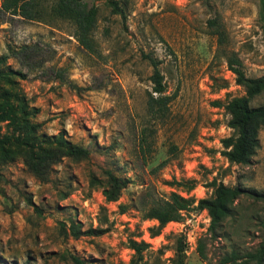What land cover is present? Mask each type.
Masks as SVG:
<instances>
[{
  "label": "rangeland",
  "instance_id": "374dc122",
  "mask_svg": "<svg viewBox=\"0 0 264 264\" xmlns=\"http://www.w3.org/2000/svg\"><path fill=\"white\" fill-rule=\"evenodd\" d=\"M36 1L42 14L29 20L3 12L0 0V57L34 49L7 60L25 78L0 84L1 98L9 97L0 115L17 110L22 99L26 118L39 125L34 137L61 133L90 155L62 158L42 182L24 164L25 147L0 143V264H73L71 256L85 264H171L179 238L186 264H216L231 251L242 256L264 244V126L247 166L229 163L221 143L233 134L225 105L246 93L229 60L237 59L249 78L264 76L258 1L83 0L97 10L92 51L77 42L70 21L51 14L57 0ZM146 56L159 62L163 76L162 118L147 109ZM263 103L264 92L250 105ZM12 133L32 137L0 119V139ZM107 170L129 180L115 202L102 193ZM213 181L247 192L215 240L206 211L183 213L181 222L164 227L143 217L141 203L171 193L196 206L211 196ZM71 221L101 234L67 236L62 227ZM200 238L205 260L196 252ZM133 243L144 245L141 259Z\"/></svg>",
  "mask_w": 264,
  "mask_h": 264
},
{
  "label": "trees",
  "instance_id": "16d2710c",
  "mask_svg": "<svg viewBox=\"0 0 264 264\" xmlns=\"http://www.w3.org/2000/svg\"><path fill=\"white\" fill-rule=\"evenodd\" d=\"M260 6L261 28L264 33V0H257ZM118 7L114 9L118 11ZM1 10L12 15L21 16L29 20H37L42 14L39 4L36 0H2ZM51 14L59 19L70 21L74 27V36L77 42L88 51L94 48L93 32L96 26L97 10L94 6H88L83 0H57L51 7ZM40 18V17H39ZM34 49L33 47L23 46L11 52L10 55L0 57V84H12L14 78L24 79L25 75L21 71L11 69L6 65L8 59L19 60L20 56H27ZM146 58L152 67L150 81L152 83V93L147 99V109L155 118H162L166 114V104L168 97L164 95L165 84L163 76L159 70V62L149 56ZM229 68L236 77V84L244 88L246 92L243 97L235 98L225 105L230 119L228 127L232 129L233 134L221 141L224 151L222 155L229 163L240 166L249 165L257 150L259 144V132L264 126V103L253 107L251 101L264 92V76L258 78H249L245 75L241 63L237 59L229 60ZM57 76L61 77L59 73ZM0 94V98H1ZM9 97H3L0 104L4 107L8 105ZM10 115H0L1 120L10 119L17 129H24L26 136H32L30 141H25L24 137L12 133L0 139L1 146L25 147L24 164L31 174L38 180L45 182L48 179L50 167L62 158H69L74 161L87 160L90 155L88 148L78 144L71 143L65 136L59 133L56 136L39 135L34 137L38 124L31 123L26 117L29 115L22 99L18 103V109L8 112ZM142 143L146 144L143 138ZM143 149V148H142ZM165 162L159 164L162 168ZM105 182L102 185L103 196L107 202H115L119 199L121 190L125 189L129 183L128 179L116 176L112 171H104ZM95 175L90 176V184H95ZM212 188V194L209 198L200 199L197 205L193 202L171 193L167 198L151 199L148 202L141 203V212L143 217L157 221L159 227H164L169 222H181L183 213L192 211H206L210 219L207 233L212 239L218 237V230L228 218L233 215L235 202L247 192L239 186H227L222 182L213 181L209 185ZM63 233L67 236L78 238L84 235L95 236L101 233L94 230L82 231L71 221L68 229L62 227ZM136 255L141 259V251L144 245L133 243L132 247ZM205 243L200 238L197 241L196 252L201 260L206 259ZM73 264H85L80 258L71 256ZM239 262V260H241ZM264 264V244H260L253 252H247L244 255H238L237 252L230 253L219 258L216 264ZM133 264V263H132ZM171 264H186V245L181 238L177 240L175 247V256Z\"/></svg>",
  "mask_w": 264,
  "mask_h": 264
}]
</instances>
